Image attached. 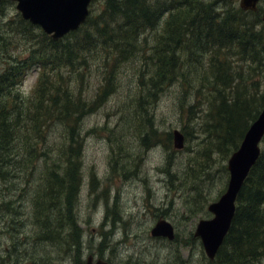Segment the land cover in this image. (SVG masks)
I'll use <instances>...</instances> for the list:
<instances>
[{
  "label": "trees",
  "instance_id": "16d2710c",
  "mask_svg": "<svg viewBox=\"0 0 264 264\" xmlns=\"http://www.w3.org/2000/svg\"><path fill=\"white\" fill-rule=\"evenodd\" d=\"M7 1L0 0V159L8 155L12 164L8 167L19 173L23 159L30 157L27 183L38 167L42 177L36 184L41 188L38 214L44 227L50 225L47 217L56 213L62 224V211L63 226L76 224L82 121L116 89L115 79L125 62L133 61L137 70L129 110L135 116L140 147L162 143L173 149L172 132L159 131L153 114L160 94L171 86L178 96L181 131L185 139L196 140L189 152L206 161L199 173L211 172L217 155L229 157L264 106V27H258L264 20L254 11L218 10L217 0H177L160 9L149 0H104L97 15L89 10L77 28L55 38L19 12L16 18L5 19ZM147 28L157 31L150 44ZM32 66L38 75L33 88L25 92L21 84ZM94 72L98 83L88 88ZM53 125L61 131L52 148L44 136ZM104 127L107 136L112 135L111 127ZM110 145L113 167L115 150L120 156L119 149L126 148L123 143ZM190 165L183 177L197 176ZM0 169L2 174L9 172L1 164ZM222 169L228 171L226 164ZM21 189L25 194L26 188ZM235 204L223 241L214 257H208L212 264H253L264 254V135ZM111 209L107 204L105 216ZM76 242L71 240V252L78 249Z\"/></svg>",
  "mask_w": 264,
  "mask_h": 264
},
{
  "label": "rangeland",
  "instance_id": "374dc122",
  "mask_svg": "<svg viewBox=\"0 0 264 264\" xmlns=\"http://www.w3.org/2000/svg\"><path fill=\"white\" fill-rule=\"evenodd\" d=\"M149 1L157 2L160 9L177 0ZM7 3L3 17L16 18L19 12L16 0H8ZM215 4L218 10L240 7L238 0L230 3L217 0ZM103 5L104 0H93L90 13L97 15ZM260 7L264 9V0L260 2ZM248 18L253 21V15ZM258 27H264V21ZM145 30L149 44L150 41L153 43L157 31L154 28ZM22 47L26 49L25 43ZM16 49L20 51L19 46ZM136 73L134 62H125L115 79L116 89L103 105L83 118L82 182L74 210L76 224L63 226L65 213L62 211V224L55 217L56 213L47 217L50 218V225L44 227L38 214L41 188L36 184L42 178L38 167L34 170V179L27 183L31 165L25 169L30 157L23 159L19 173H15L19 169L8 167L12 165L8 163V155L0 159L1 166L5 170L9 168L8 173L0 171V264H84L88 254L104 257L113 264H211L194 230L201 217L211 216L208 204L226 188L229 174L222 169V165L227 167V159L217 155L219 159L211 172L202 173L203 169L199 173V167L206 161L194 151L189 152V146L196 143L195 137L185 139L181 148L172 145V150H167L162 143L149 149L140 147L139 130L133 125L135 116L129 110ZM37 75V67H30L21 89L29 92ZM97 83L98 77L94 72L88 88ZM177 103L178 96L171 86L165 88L153 107L159 131L181 130V110ZM105 124L112 129L109 137ZM60 131L61 127L53 125L44 136L52 148V140L59 137ZM9 137L12 140V136ZM110 143L115 147L123 143L126 148L124 152L119 149L120 156L118 149L115 150L117 161L113 167ZM13 145L16 147L15 143ZM189 164L196 169L197 176H182ZM22 187L26 188L25 194ZM107 204L112 209L105 216ZM162 217L174 225L173 239L151 234V227ZM72 239L78 240L79 244L76 242L78 249L74 248L71 252L69 246ZM253 264H264V254Z\"/></svg>",
  "mask_w": 264,
  "mask_h": 264
},
{
  "label": "water",
  "instance_id": "95a60500",
  "mask_svg": "<svg viewBox=\"0 0 264 264\" xmlns=\"http://www.w3.org/2000/svg\"><path fill=\"white\" fill-rule=\"evenodd\" d=\"M91 0H17L16 8L22 17L38 24L52 37H60L77 28L89 14ZM258 0H239L244 9H255ZM264 19V11L261 14ZM264 135V106L251 121L236 149L227 159L228 180L224 191L208 204L210 217H201L195 227V235L200 236L204 250L213 258L226 235L234 211L235 200L247 173L260 152V142ZM173 146L184 145V134L179 128L172 130ZM153 235H164L169 239L175 236L174 225L167 218H159L150 229ZM88 254L85 264H111L98 258L92 261Z\"/></svg>",
  "mask_w": 264,
  "mask_h": 264
},
{
  "label": "flooded vegetation",
  "instance_id": "af4514ba",
  "mask_svg": "<svg viewBox=\"0 0 264 264\" xmlns=\"http://www.w3.org/2000/svg\"><path fill=\"white\" fill-rule=\"evenodd\" d=\"M93 1V0H92ZM232 1V0H231ZM262 0H258V2H257V6H256V8L255 9H251V8H248V9H245V10H251V11H254V12H256V14L259 16V18H261L262 20H264L262 17H261V14H262V12L264 11V9L263 10H261V7H260V2H261ZM238 3H239V0H238ZM240 5V4H239ZM241 7V6H240ZM243 8V7H242ZM244 9V8H243ZM209 211V210H208ZM210 212V211H209ZM211 213V212H210ZM211 215H212V213H211ZM194 235H195V233H194ZM196 236H198V235H196ZM198 237H200V236H198ZM201 240V239H200ZM93 255V254H92ZM86 258H87V256H86ZM98 258H103V259H105V260H107V261H109L108 259H106V258H104V257H101V256H94L93 255V259H92V261L94 262L96 259H98ZM85 262H86V259L84 260V264H85ZM110 262V261H109ZM111 264H113L112 262H110ZM212 264V263H211Z\"/></svg>",
  "mask_w": 264,
  "mask_h": 264
}]
</instances>
